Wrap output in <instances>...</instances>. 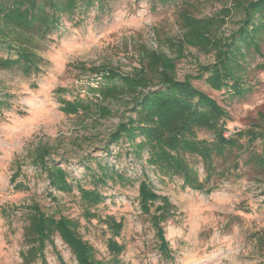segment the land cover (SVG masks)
Returning <instances> with one entry per match:
<instances>
[{"label": "rangeland", "instance_id": "obj_1", "mask_svg": "<svg viewBox=\"0 0 264 264\" xmlns=\"http://www.w3.org/2000/svg\"><path fill=\"white\" fill-rule=\"evenodd\" d=\"M229 6L230 0H195L190 9L197 16H211ZM236 27L233 12L219 32L228 35ZM179 34L173 6L153 9L148 0H104L102 7L92 6L72 18H63L45 39L18 36L42 61L40 71L29 76L17 68L0 69V99L6 103L0 117V264H22L24 207L32 202L46 212L77 220L82 238L93 246L98 259L111 257L106 248L110 231L90 213L100 219L113 215L123 221L117 238L124 246L117 257L122 264H264V171L246 161L249 151L264 153V138L251 144L243 138V148L219 166L221 175L211 182L215 188L201 192L183 188L178 177L160 175L145 164V152L135 156L127 142L110 143L108 134L118 116L100 118L95 112L65 115L59 109L56 88H64L61 96L71 99L84 95L87 84L94 85L98 79L76 64L87 68L105 65L132 73L139 67L137 59L143 47L174 56L166 37L174 39ZM211 61L212 54L188 47L176 61V75L182 79L186 74H196L197 63ZM260 61L255 54L248 56L242 81L246 91L241 96L216 92L202 80H193L228 111L227 134L240 129L264 131V72L256 67ZM113 105L123 109L117 102ZM199 136L209 137V133L200 132ZM40 144L50 147L51 159L64 165L74 184L96 186L103 200L86 205L76 186L69 193L50 188L30 160ZM99 164L124 173L130 180L107 179L96 184L92 176L100 173ZM196 167L202 177V164L197 162ZM17 169L20 174L11 182ZM143 170L156 193L167 196L176 208L175 216L164 225L172 260L157 252L149 217L138 207L135 180ZM18 182L27 189L14 187ZM54 245L45 252L48 264H76L57 236Z\"/></svg>", "mask_w": 264, "mask_h": 264}, {"label": "trees", "instance_id": "obj_2", "mask_svg": "<svg viewBox=\"0 0 264 264\" xmlns=\"http://www.w3.org/2000/svg\"><path fill=\"white\" fill-rule=\"evenodd\" d=\"M194 1L148 0L153 9L157 6L176 9L180 34L174 39L166 37L168 45L175 51L174 56L143 47L137 59L139 67L132 73H121L105 65L87 68L78 63L76 66L81 71H88L98 78L96 83L87 84L84 95L76 94L71 99L61 96L64 88L58 87L55 91L60 94L59 109L65 115L95 112L100 118L118 116L119 120L108 134L110 143L123 140L135 156L140 157L145 152V164L160 175L180 178L183 188L210 192L215 188L211 185L212 180L221 175L219 166L243 148L242 139L246 138L251 144L259 137L263 139L264 131L240 129L227 134L228 111L194 85L193 80H202L213 91L241 96L246 91L242 81L248 56L260 57L256 67L264 72V0H230L229 7H223L220 14L211 16L194 14L190 9ZM103 3L104 0H0V51L6 52L5 56L0 53V69L17 68L25 76L37 74L42 57L18 36L35 35L45 39L58 28L63 18H72L76 12L87 11L92 6L102 7ZM233 12L237 16V27L224 35L219 30ZM188 47L212 54V61L197 63L196 74H186L180 79L175 72L176 61L184 56ZM115 102L123 109L115 107ZM3 105L6 103L0 99V117ZM200 132L209 133V137H200ZM30 156L31 164L45 176L53 190L69 193L76 186L86 205H97L103 200L96 186L85 188L74 184L64 165L51 159L48 145H37ZM246 161L264 171V153L249 151ZM197 162L202 164V177ZM234 167H238L237 159ZM99 168L100 173L92 176L96 184L107 179L130 180L124 173L105 164H99ZM19 174L17 169L10 181ZM135 181L138 182V207L149 217L157 252L172 260L164 225L175 216L176 208L167 196L156 193L144 170ZM14 187L27 189L21 182L15 183ZM24 209L22 264H48L45 252L49 246L55 248V236L68 247L76 264H122L117 258L124 250L117 241L122 220H116L113 215L100 219L96 213L89 214L101 220L110 231L106 248L111 257L102 260L96 257L93 246L82 238L77 220L46 212L36 202ZM1 210L5 214V210Z\"/></svg>", "mask_w": 264, "mask_h": 264}]
</instances>
